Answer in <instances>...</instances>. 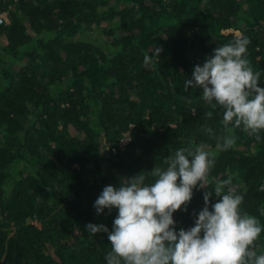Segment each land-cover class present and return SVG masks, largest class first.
I'll list each match as a JSON object with an SVG mask.
<instances>
[{"label":"trees","instance_id":"obj_1","mask_svg":"<svg viewBox=\"0 0 264 264\" xmlns=\"http://www.w3.org/2000/svg\"><path fill=\"white\" fill-rule=\"evenodd\" d=\"M3 9L0 264H106L108 234L86 228L112 229L118 210L94 207L104 187L140 173L154 183L153 168L200 144L215 153L209 188L173 214L177 231L194 226L204 192L229 177L241 213L264 228V130L257 140L226 129L223 108L184 90L235 31L250 39L246 58L264 87V0H0ZM228 135L235 145L218 150ZM255 251L264 254V231Z\"/></svg>","mask_w":264,"mask_h":264},{"label":"clouds","instance_id":"obj_2","mask_svg":"<svg viewBox=\"0 0 264 264\" xmlns=\"http://www.w3.org/2000/svg\"><path fill=\"white\" fill-rule=\"evenodd\" d=\"M250 39L235 31L233 39L214 49L203 65L194 67L184 90L201 89L202 99L213 108H223L222 124L241 128L260 139L264 130V87L261 73L254 71L246 58ZM156 48L153 56H159ZM145 67L152 56H145ZM195 111V110H194ZM207 115L211 117L212 112ZM212 133V129H207ZM234 136L216 145L220 151L232 148ZM215 153L204 144L180 148L166 163L167 168H153L154 183L146 184L140 173L124 177L119 187L107 185L94 202L97 215L105 209L118 210L112 229L104 224L89 223L93 235L107 233L111 251L106 264H264V254L257 255L255 242L264 228L248 214H242L243 196L230 187L232 178L218 180L211 191L204 192L205 206L199 211L194 226L175 227L173 214L187 211L194 189H208V175L214 166ZM227 188V192L225 189ZM213 192L218 199L211 202Z\"/></svg>","mask_w":264,"mask_h":264},{"label":"built area","instance_id":"obj_3","mask_svg":"<svg viewBox=\"0 0 264 264\" xmlns=\"http://www.w3.org/2000/svg\"><path fill=\"white\" fill-rule=\"evenodd\" d=\"M9 21H10L9 10L8 9L1 10L0 11V23H8ZM129 139H130V134L128 131H126L123 137H121V139L119 140V147L124 148L127 145ZM111 150L117 151V147H112Z\"/></svg>","mask_w":264,"mask_h":264},{"label":"rangeland","instance_id":"obj_4","mask_svg":"<svg viewBox=\"0 0 264 264\" xmlns=\"http://www.w3.org/2000/svg\"><path fill=\"white\" fill-rule=\"evenodd\" d=\"M96 34V37L102 42V40H104L105 38L103 37V36H99V34L98 33H95Z\"/></svg>","mask_w":264,"mask_h":264}]
</instances>
